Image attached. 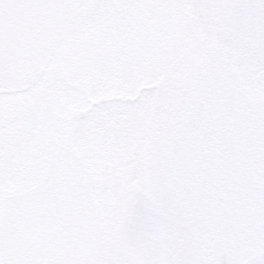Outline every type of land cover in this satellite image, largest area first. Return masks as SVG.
I'll use <instances>...</instances> for the list:
<instances>
[{
    "label": "snow or ice",
    "instance_id": "1",
    "mask_svg": "<svg viewBox=\"0 0 264 264\" xmlns=\"http://www.w3.org/2000/svg\"><path fill=\"white\" fill-rule=\"evenodd\" d=\"M0 264H264V0H0Z\"/></svg>",
    "mask_w": 264,
    "mask_h": 264
}]
</instances>
